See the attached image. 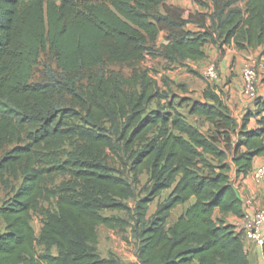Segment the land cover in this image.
I'll return each mask as SVG.
<instances>
[{
    "label": "trees",
    "instance_id": "16d2710c",
    "mask_svg": "<svg viewBox=\"0 0 264 264\" xmlns=\"http://www.w3.org/2000/svg\"><path fill=\"white\" fill-rule=\"evenodd\" d=\"M242 1L244 9L238 0L200 2L206 11L186 16L168 0H0V186L5 175L21 178L0 206V264H251L242 234L226 218L244 214L233 175L246 176L264 157V98L238 121L223 92L208 84L182 100L187 115L210 128L204 133L168 94L166 106L162 98L148 110L158 97L148 70L129 77L109 70L149 54L169 64L203 63L210 45L258 50L264 0ZM161 33L166 38L157 45ZM42 55L48 62L32 82ZM28 127L35 131L25 138ZM57 140L78 146L41 168L38 149ZM144 172L146 195L131 208ZM55 173L76 185L50 190L45 183ZM54 199L57 211L45 214L37 236L32 216L41 201ZM191 200L167 228L172 211ZM104 210L128 218L104 217ZM99 227L130 229L137 262L103 258Z\"/></svg>",
    "mask_w": 264,
    "mask_h": 264
},
{
    "label": "rangeland",
    "instance_id": "374dc122",
    "mask_svg": "<svg viewBox=\"0 0 264 264\" xmlns=\"http://www.w3.org/2000/svg\"><path fill=\"white\" fill-rule=\"evenodd\" d=\"M184 1H186L187 5L189 6V7L186 6V8L184 9L185 12H187L188 14L205 12L206 9L202 8L199 5L200 2L208 5H212V0H184ZM237 6L244 9V2L242 0H238ZM196 8H198L199 11H197ZM189 28L191 30L194 29L193 26H189ZM165 36H166L165 33H161L157 45L161 44L164 41V39L166 38ZM225 47L226 50L229 49V45H226ZM212 48L215 47L211 45L207 46L205 48L206 53L207 54L208 52L211 53V51H213ZM263 49H264V45L258 48L257 53L253 51L252 52L253 55L250 54L249 57L250 58L256 57L258 59L264 58L261 55ZM226 50H224V47L221 51L217 49L218 57L214 60V59H210V56L208 55L206 61H204L201 65H195L192 63L169 64L163 58L149 54L146 56L143 62L138 63L132 67L126 65L110 66L109 70L122 77L131 76L134 70L137 71L148 70L155 82L156 93L158 96L155 100H153L151 105L148 107V110L156 109L157 103L162 98L163 99L161 104L162 106H166L167 105L166 102L168 99L165 98V94H168V96L171 99H173L174 105L180 110V112L185 114L186 118L192 124L198 126L202 130V132L207 133L210 130V128L208 129L207 124L201 119L188 116L187 105L182 100L189 97L197 98L206 89L209 83L203 77L202 71L207 64L209 63L215 64L219 71V74L221 75V72L219 70V63L224 57L222 56L223 51L226 52ZM47 62H48L47 55H42L40 58V64L35 69L32 82L40 80L43 71V64ZM193 72H196L199 75H195ZM260 76L261 79L264 77V71L260 72ZM222 80L224 84L229 83L228 79H226L225 77L221 78L219 83H222ZM212 86H217V84H213ZM34 131L35 129L33 127H28L25 133V138H27L29 134L34 133ZM16 145L19 144L15 143L14 145L8 146L3 152H7L11 150ZM77 146H78V142L75 140L51 141L49 144L38 149L39 160H40L39 166L43 168V167L51 166L55 160L58 161L60 159L65 160L69 154L75 151ZM105 157L108 163H111L113 166H115V162L110 151L106 152ZM148 180H149V175L146 172H144L140 178V183L137 185L136 198L127 201V203L131 208L135 207V204L138 201V199L145 197L146 195L145 189L148 184ZM20 184H21L20 177L14 178L11 175H5L3 184L0 186V206H2V204L6 200L12 197L13 192L19 188ZM67 185L72 186L76 184L75 182H72L70 180L69 176H63L56 173L53 174L50 178H48L45 183V186L50 190H56L59 188L62 189L64 186ZM171 192L172 190L165 191L162 193V195L159 198L155 200V202L150 206L148 218H150L155 213L157 206L161 204L163 201H165L169 197ZM56 202H57L56 199L51 201H41L38 210L33 214L31 225L34 228L37 236L39 235L43 221L46 218L45 214L47 212L55 213L57 211ZM192 203L193 200L188 202L186 205L180 206L175 210H173L170 218L167 221L166 227L169 228ZM101 215L104 217H117L124 219L128 218L125 213L117 212V211L104 210L101 212ZM4 228L5 225L0 224V232H3ZM97 234H98L97 250L98 253L103 258H107L112 254L115 255L117 258H119L122 262H127V263L137 262V259L135 257L136 241L132 238L130 229L126 230L125 232H119V231L109 230L105 227H99L97 229ZM36 250L38 254H43L45 252V249L42 246H37ZM52 254L53 255L57 254L55 248H53Z\"/></svg>",
    "mask_w": 264,
    "mask_h": 264
},
{
    "label": "crops",
    "instance_id": "0c3cea01",
    "mask_svg": "<svg viewBox=\"0 0 264 264\" xmlns=\"http://www.w3.org/2000/svg\"><path fill=\"white\" fill-rule=\"evenodd\" d=\"M167 4L178 6L182 9H185L186 6L189 7L184 0H168ZM189 9V8H188ZM197 11L198 8H196ZM189 14L186 12V16ZM213 51L208 52L210 59H216L217 49L212 48ZM226 50V47H224ZM253 50L249 51H239L233 44L229 45V49L226 52L223 51V59L219 63V70L221 72L222 78L228 79V84L217 83V92H223V97L229 109L231 110L233 116L241 121L242 117L246 114L247 111L255 110V105L247 103L241 96V67L249 60V55L252 54ZM257 53V50L254 51ZM210 53V54H209ZM225 54V55H224ZM246 59V60H245ZM195 65H201L202 63H192ZM260 96L264 97V78L263 83L260 85ZM250 127L256 126V121L251 120ZM264 164V157H258L253 163L252 171L246 176L241 175L235 179V186L238 188L239 196L242 200H251L254 202L256 208L264 207V186L257 185L253 179V171ZM237 217L229 215L226 218L227 224L233 225ZM264 230V229H263ZM245 250L249 255L251 264H264V248L256 247L248 244L244 241Z\"/></svg>",
    "mask_w": 264,
    "mask_h": 264
},
{
    "label": "built area",
    "instance_id": "2783aa9c",
    "mask_svg": "<svg viewBox=\"0 0 264 264\" xmlns=\"http://www.w3.org/2000/svg\"><path fill=\"white\" fill-rule=\"evenodd\" d=\"M264 71V58L251 57L241 67V96L247 102L255 105L260 96V85L263 81L260 72ZM203 77L209 84L220 82L222 75L215 64H207L203 71ZM211 85V86H212ZM236 175H233V184L235 186ZM253 179L257 185L264 186V164L253 171ZM238 190V188L235 186ZM239 193V191H238ZM243 201V217L236 218L232 226L238 233L242 234L244 241L248 244L264 248V207L256 208L251 200Z\"/></svg>",
    "mask_w": 264,
    "mask_h": 264
}]
</instances>
